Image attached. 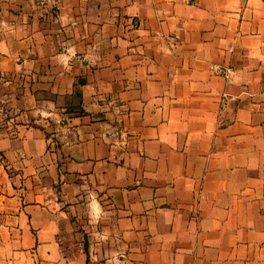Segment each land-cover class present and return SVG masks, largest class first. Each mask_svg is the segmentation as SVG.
I'll return each mask as SVG.
<instances>
[{
	"label": "crops",
	"instance_id": "1",
	"mask_svg": "<svg viewBox=\"0 0 264 264\" xmlns=\"http://www.w3.org/2000/svg\"><path fill=\"white\" fill-rule=\"evenodd\" d=\"M0 75V264H264V0H0Z\"/></svg>",
	"mask_w": 264,
	"mask_h": 264
},
{
	"label": "rangeland",
	"instance_id": "2",
	"mask_svg": "<svg viewBox=\"0 0 264 264\" xmlns=\"http://www.w3.org/2000/svg\"><path fill=\"white\" fill-rule=\"evenodd\" d=\"M5 78H8V76L0 75V122L10 119L14 114L16 115L18 109L16 99H19L24 84L22 77L18 75L9 76L13 81L12 84L6 85ZM11 111H13V115H11ZM1 124H4V122Z\"/></svg>",
	"mask_w": 264,
	"mask_h": 264
},
{
	"label": "built area",
	"instance_id": "3",
	"mask_svg": "<svg viewBox=\"0 0 264 264\" xmlns=\"http://www.w3.org/2000/svg\"><path fill=\"white\" fill-rule=\"evenodd\" d=\"M42 8H50L51 10H58L63 0H31Z\"/></svg>",
	"mask_w": 264,
	"mask_h": 264
}]
</instances>
